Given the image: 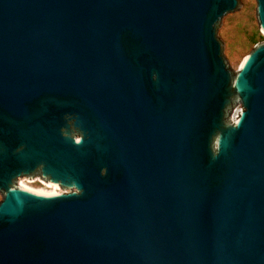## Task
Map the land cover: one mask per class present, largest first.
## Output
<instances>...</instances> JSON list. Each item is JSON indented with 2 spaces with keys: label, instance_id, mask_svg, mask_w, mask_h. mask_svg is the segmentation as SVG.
<instances>
[{
  "label": "water",
  "instance_id": "1",
  "mask_svg": "<svg viewBox=\"0 0 264 264\" xmlns=\"http://www.w3.org/2000/svg\"><path fill=\"white\" fill-rule=\"evenodd\" d=\"M241 6L0 0V264H264V41L234 71L216 35Z\"/></svg>",
  "mask_w": 264,
  "mask_h": 264
},
{
  "label": "rangeland",
  "instance_id": "2",
  "mask_svg": "<svg viewBox=\"0 0 264 264\" xmlns=\"http://www.w3.org/2000/svg\"><path fill=\"white\" fill-rule=\"evenodd\" d=\"M238 1L242 6L224 15L219 22L221 25L216 31L217 38L222 42V55L227 65L234 71L237 70L242 58L251 51L254 45L264 41V33L259 30L255 16V0ZM21 179L35 181L32 185L36 187L41 184L39 179L43 180L36 172L30 176L18 177L15 181L17 186ZM1 198L0 193V200Z\"/></svg>",
  "mask_w": 264,
  "mask_h": 264
},
{
  "label": "bare ground",
  "instance_id": "3",
  "mask_svg": "<svg viewBox=\"0 0 264 264\" xmlns=\"http://www.w3.org/2000/svg\"><path fill=\"white\" fill-rule=\"evenodd\" d=\"M245 56L242 58V60L239 63V66L241 65L242 61L244 60ZM40 181V186L36 187L33 186L32 184L35 181L29 180V179H24V181L21 179L19 186L22 188L35 192L37 194H42V195H53L57 194L58 192H63L61 188H59L56 184H50L44 179Z\"/></svg>",
  "mask_w": 264,
  "mask_h": 264
},
{
  "label": "built area",
  "instance_id": "4",
  "mask_svg": "<svg viewBox=\"0 0 264 264\" xmlns=\"http://www.w3.org/2000/svg\"><path fill=\"white\" fill-rule=\"evenodd\" d=\"M63 192H67V190L63 191Z\"/></svg>",
  "mask_w": 264,
  "mask_h": 264
}]
</instances>
